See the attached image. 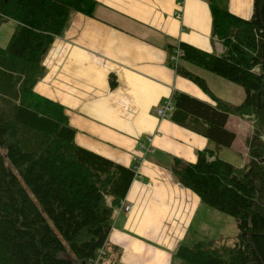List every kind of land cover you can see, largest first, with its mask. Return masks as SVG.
<instances>
[{"label": "trees", "instance_id": "obj_1", "mask_svg": "<svg viewBox=\"0 0 264 264\" xmlns=\"http://www.w3.org/2000/svg\"><path fill=\"white\" fill-rule=\"evenodd\" d=\"M207 1L223 52L182 42L172 65L217 103L176 92L172 120L210 146L195 162L174 157L169 168L180 185L236 219L238 240L182 244L174 254L180 264H264V0H254L249 19L232 13L229 0ZM96 7V0H0V27L17 23L8 43H0V264H92L103 248L100 264H120L109 257L107 241L134 167L80 146L65 107L35 90L72 13L93 16ZM187 65L239 84L244 100L234 105L218 98ZM230 115L255 120L249 161L241 166L219 155L237 137L227 127Z\"/></svg>", "mask_w": 264, "mask_h": 264}, {"label": "crops", "instance_id": "obj_2", "mask_svg": "<svg viewBox=\"0 0 264 264\" xmlns=\"http://www.w3.org/2000/svg\"><path fill=\"white\" fill-rule=\"evenodd\" d=\"M96 1L93 16L72 13L68 28L45 57L47 72L35 90L65 107L80 146L125 166L135 165V178L124 199L132 209L127 212L120 204L115 210L107 241L109 257H119L120 264H180L174 253L185 242L200 208L207 206L177 182L169 166L174 157L195 162L210 143L173 121L174 110L165 118L158 110L176 92L215 106L211 94L178 73L171 51L182 42L216 54L224 47L212 35L207 0ZM229 9L249 19L254 0H229ZM16 26V21L8 20L0 27L3 46ZM187 67L206 79L215 96L231 103L216 94L206 74ZM112 77L117 79L114 88ZM235 116L242 130L244 119H253ZM232 117L227 127L237 137L231 149L241 153L236 147L240 133L229 127ZM247 131L246 140L254 134ZM143 145L152 147L146 151Z\"/></svg>", "mask_w": 264, "mask_h": 264}, {"label": "rangeland", "instance_id": "obj_3", "mask_svg": "<svg viewBox=\"0 0 264 264\" xmlns=\"http://www.w3.org/2000/svg\"><path fill=\"white\" fill-rule=\"evenodd\" d=\"M0 40L1 43H6L4 41L2 33H0ZM195 68L208 76L210 84L213 85V87H215L216 89V94H221L224 99H227L234 105H238L244 100L245 92L239 84L224 79L207 70L198 67ZM236 120L237 117L234 115V117H232L229 123V127L236 131H239L240 133L236 141V147L240 149L241 153H237L232 150L231 147H227L221 149L220 155L224 159L236 164L237 166H241L249 161L247 142V140L249 139L246 140V137L248 136L249 132L247 131V128L255 132L256 126L254 119H244L243 127L245 129L242 130V128H240L236 124ZM253 126H255V129H253ZM139 165L140 162L137 166ZM206 206L207 207H201L198 213L196 214L194 220H192L191 231L189 232L183 244L187 246H193L196 242H199L201 240L216 239L221 243L234 245L238 240V229L236 219L229 214L223 213L219 210L210 207L207 204ZM202 221L205 222L204 226L202 224Z\"/></svg>", "mask_w": 264, "mask_h": 264}, {"label": "built area", "instance_id": "obj_4", "mask_svg": "<svg viewBox=\"0 0 264 264\" xmlns=\"http://www.w3.org/2000/svg\"><path fill=\"white\" fill-rule=\"evenodd\" d=\"M181 55H182V50L180 47H178L172 55V62L174 64H177ZM174 109H175V101H174V98L172 96V97H168V98L163 100V102L161 103V105L159 107L158 113L160 114V116L165 118V117H168L169 113L172 112ZM150 147H152V145H148V146L143 145V148L146 151H149L151 149ZM136 167H138V166L136 165ZM121 206L126 211H129L131 209V206L128 205V203L124 200L121 202ZM105 250L106 249L103 248L99 251L98 257L94 259V262L92 264H99L100 257L105 255Z\"/></svg>", "mask_w": 264, "mask_h": 264}, {"label": "bare ground", "instance_id": "obj_5", "mask_svg": "<svg viewBox=\"0 0 264 264\" xmlns=\"http://www.w3.org/2000/svg\"><path fill=\"white\" fill-rule=\"evenodd\" d=\"M136 169H137V167H136ZM138 169H139V166H138ZM132 209V208H131ZM131 209L128 211V212H131ZM106 254V253H105ZM103 258V256H101L100 257V261H101V259ZM94 262V261H93ZM99 264H100V262H99Z\"/></svg>", "mask_w": 264, "mask_h": 264}]
</instances>
